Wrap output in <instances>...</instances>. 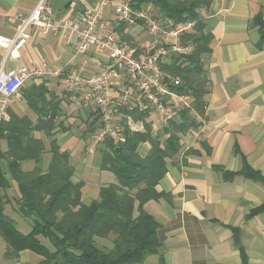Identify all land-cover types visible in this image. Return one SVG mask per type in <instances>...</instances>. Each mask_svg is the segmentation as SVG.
Instances as JSON below:
<instances>
[{
  "label": "crops",
  "instance_id": "0c3cea01",
  "mask_svg": "<svg viewBox=\"0 0 264 264\" xmlns=\"http://www.w3.org/2000/svg\"><path fill=\"white\" fill-rule=\"evenodd\" d=\"M120 1L105 4L104 0H46L54 19L75 17L84 9L100 10L108 27L134 55L145 57L152 40L147 23L141 19L133 24L119 21L115 6ZM39 2L0 0V35L14 37L19 15L29 14ZM145 7L152 9L151 5ZM200 12L205 20L204 31L211 36L210 51L203 58L209 78L205 111L203 115L194 112L200 125L182 134L180 152L168 160V171L158 184L163 195L144 207L160 222L157 234L167 264H264V209L259 210L264 203V38L258 21L264 22V0H208ZM109 60V52L96 46L79 51V41L73 33L34 32L17 59L7 56V48L0 45V66L6 70L27 67L44 72L25 82L21 96L12 99L6 118L13 112L36 122L37 113L26 95L39 85L44 84L61 99L57 120L67 129L58 131L56 136L61 150L70 155L74 181L85 183V202L97 199L100 188L116 183L117 179L113 172L101 168L97 150L88 151L90 122L98 114L97 109L72 97L66 88L65 73L76 69L89 76ZM61 68L60 75L48 74ZM125 82L129 83L127 79ZM112 84L113 95L118 97L120 84L116 80ZM133 88L138 95V88ZM121 119L120 110V128ZM147 121L154 131L165 126L152 110ZM36 136L49 148L50 138L45 132L37 131ZM0 147H7L2 138ZM150 149L151 144L144 142L139 153L145 157ZM1 166L11 183L4 193L17 200V182L5 160H1ZM22 166L31 170L35 163L25 161ZM248 167L256 170L257 175L247 174L244 170ZM5 212L8 214L7 208ZM11 216L19 230L23 227L27 231L23 233L30 232L31 225L25 228L22 224L26 219ZM2 250L0 264L42 261L41 256L29 250L22 251L17 260H6V246ZM152 257L157 263L159 255L148 258Z\"/></svg>",
  "mask_w": 264,
  "mask_h": 264
},
{
  "label": "trees",
  "instance_id": "16d2710c",
  "mask_svg": "<svg viewBox=\"0 0 264 264\" xmlns=\"http://www.w3.org/2000/svg\"><path fill=\"white\" fill-rule=\"evenodd\" d=\"M206 1L132 0L134 9L151 5L155 12L152 17L165 27L170 22H196L194 29L182 38L192 44V50L173 54L169 62L161 65L166 74L182 80L172 90L192 100L157 131L147 121L149 110L121 108L124 140L115 144L107 138L97 147L101 168L113 172L117 182L102 186L97 199L85 202V183L73 179L75 169L70 155L61 150L56 136L58 131L67 129L57 120L61 99L44 84L26 95L37 113L36 122L13 112L0 122V138L7 143L6 149L0 147V236L6 242V260H17L22 251L29 250L42 257L41 264H149L147 258L156 254L159 259L154 264H167L157 234L160 222L144 206L163 195L158 184L168 171V160L180 152L182 134L200 125L194 112L203 115L205 111L209 78L203 58L210 51L211 36L204 31L200 8ZM258 21L264 38V22ZM129 117L142 120L145 129L132 131ZM99 126V115L95 114L88 135ZM37 131L50 138L49 148L36 136ZM144 142L151 144L145 157L139 153ZM1 160L6 161L17 182L19 213L32 218L28 233L19 230L16 220L5 212L9 196L4 191L11 188V183ZM25 161H34V168L25 170ZM244 171L257 175L250 167ZM263 209L264 203L259 207Z\"/></svg>",
  "mask_w": 264,
  "mask_h": 264
},
{
  "label": "built area",
  "instance_id": "2783aa9c",
  "mask_svg": "<svg viewBox=\"0 0 264 264\" xmlns=\"http://www.w3.org/2000/svg\"><path fill=\"white\" fill-rule=\"evenodd\" d=\"M108 2L110 0H104L105 4ZM131 2L132 0H121L115 6V13L121 22L133 24L140 19L146 21L152 40L148 45L149 54L142 58H137L117 33L108 27L100 10L84 9L75 17L54 19L51 16L52 7L46 0H40L29 14L19 15L20 24L14 37L0 35V45L6 47L7 56L14 59L21 57L34 32L43 35L73 33L79 41V51L85 52L91 46H96L109 52V62L94 74L85 76L76 69L65 73L66 88L72 97L96 106L99 115L100 126L90 136V153H94L107 138L112 139L115 144L124 140L118 121L120 108L155 111L166 124L182 107L178 102L176 109L173 100H170L171 96L177 101L186 97L176 94L171 88L181 85L182 80L166 74L161 65L169 62L173 54H185L192 50V44L183 42L182 38L194 29L196 22H170L165 27L152 17L147 8L134 9ZM62 73L61 68L48 74L56 76ZM41 75L44 72L37 68L6 70L0 66V122L5 118L12 99L21 96L25 82L33 76ZM113 80L120 84L118 97L113 95ZM133 85L138 88V95L134 94ZM185 104H188L187 101ZM129 124L132 131L145 129L142 120L136 121L129 117Z\"/></svg>",
  "mask_w": 264,
  "mask_h": 264
},
{
  "label": "rangeland",
  "instance_id": "374dc122",
  "mask_svg": "<svg viewBox=\"0 0 264 264\" xmlns=\"http://www.w3.org/2000/svg\"><path fill=\"white\" fill-rule=\"evenodd\" d=\"M146 8V7H145ZM140 9V8H139ZM149 11H150V13L152 14V16L155 14V12L153 11V9H149ZM154 17V16H153ZM155 18V17H154ZM158 21V20H157ZM171 98H173L172 96H171ZM188 99H191L190 97H184V98H181V100H179V101H177L176 100V98H173V102H174V104H173V106H175L176 107V109H178V104L180 103V106H184L185 105V101H187L188 103L190 102ZM192 100V99H191ZM179 102V103H178ZM182 108V107H181ZM180 108V109H181ZM179 109V110H180ZM120 110H121V108H120ZM179 110H177V111H179ZM6 208L8 209V214L11 216V215H20L22 218H23V220H25L26 219V222H22V224L24 225V227L25 228H27L28 227V225H31L32 224V218H25V217H23L20 213H19V210H18V208H19V204H18V200H15V199H11L10 197H9V200H8V203H7V205H6ZM12 217V216H11ZM17 223V222H16ZM20 230L21 231H23V232H27V231H24L23 230V227H20ZM3 246L5 247L6 246V242L4 241V239L0 236V259L2 258V252H3V250H2V248H3ZM33 253V252H32ZM34 255H37V254H35V253H33ZM147 262L148 263H152V264H154V262H155V258H147Z\"/></svg>",
  "mask_w": 264,
  "mask_h": 264
}]
</instances>
